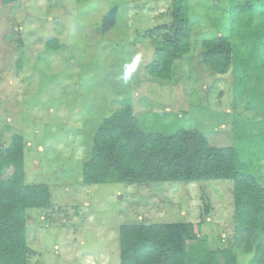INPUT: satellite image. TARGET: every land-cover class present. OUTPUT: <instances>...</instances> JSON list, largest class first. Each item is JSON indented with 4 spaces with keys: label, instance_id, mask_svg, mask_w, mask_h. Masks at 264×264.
Returning <instances> with one entry per match:
<instances>
[{
    "label": "rangeland",
    "instance_id": "rangeland-1",
    "mask_svg": "<svg viewBox=\"0 0 264 264\" xmlns=\"http://www.w3.org/2000/svg\"><path fill=\"white\" fill-rule=\"evenodd\" d=\"M187 1L189 52L168 80L146 67L168 36L171 0L0 5V176L11 172L3 159L20 135L25 183L51 193L48 209L26 212L27 264H119L118 229L130 224L190 223L209 250L232 251L231 181L82 183L100 121L130 100L143 133L196 131L214 148H234L264 187V11L250 7L256 0H237L236 11L231 0ZM217 37L233 46L223 75L201 56Z\"/></svg>",
    "mask_w": 264,
    "mask_h": 264
},
{
    "label": "trees",
    "instance_id": "trees-1",
    "mask_svg": "<svg viewBox=\"0 0 264 264\" xmlns=\"http://www.w3.org/2000/svg\"><path fill=\"white\" fill-rule=\"evenodd\" d=\"M15 0H0L1 6ZM232 9L237 10V0ZM188 1L171 0L168 36L155 44V58L146 67L148 75L170 78L174 61L189 52ZM252 9L264 11V0ZM201 56L213 73L223 75L232 65L233 46L224 37L202 43ZM90 157L82 165V183L159 184L231 181L234 196L232 251L209 250L196 239L190 223L122 225L118 229L119 264H264V187L244 169L234 148H214L203 135L181 129L170 136L143 133L132 114L130 100L111 111L99 123L91 139ZM23 139L14 135L3 159L11 172L0 176V264H27L26 212L48 209L50 189L24 180ZM256 257V258H255ZM251 259V260H250Z\"/></svg>",
    "mask_w": 264,
    "mask_h": 264
},
{
    "label": "clouds",
    "instance_id": "clouds-1",
    "mask_svg": "<svg viewBox=\"0 0 264 264\" xmlns=\"http://www.w3.org/2000/svg\"><path fill=\"white\" fill-rule=\"evenodd\" d=\"M127 77H125V79H126Z\"/></svg>",
    "mask_w": 264,
    "mask_h": 264
}]
</instances>
